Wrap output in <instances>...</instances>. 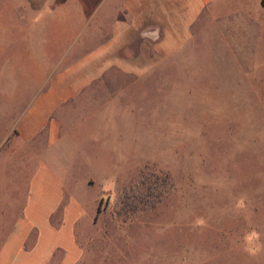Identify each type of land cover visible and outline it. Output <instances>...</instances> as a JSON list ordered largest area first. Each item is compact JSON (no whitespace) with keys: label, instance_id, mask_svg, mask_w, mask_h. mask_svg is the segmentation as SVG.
Segmentation results:
<instances>
[{"label":"rangeland","instance_id":"obj_1","mask_svg":"<svg viewBox=\"0 0 264 264\" xmlns=\"http://www.w3.org/2000/svg\"><path fill=\"white\" fill-rule=\"evenodd\" d=\"M78 1L0 0V236L46 165L85 206L75 264H264V0L215 3L145 76L92 79L57 106L48 160L44 139L6 134L38 89L34 60L47 73L102 38ZM45 8L30 40L14 27Z\"/></svg>","mask_w":264,"mask_h":264},{"label":"crops","instance_id":"obj_2","mask_svg":"<svg viewBox=\"0 0 264 264\" xmlns=\"http://www.w3.org/2000/svg\"><path fill=\"white\" fill-rule=\"evenodd\" d=\"M219 1L79 0L78 14L87 20L97 18L94 32L101 33L102 38L88 53L83 49L70 60L66 59L65 48L55 53L47 73L41 69L47 57L41 62L34 60L32 77L38 80V89L26 99L6 136L13 133L21 145L42 138L48 146L44 158L58 161L51 148L62 141L61 122L53 117L60 103L77 96L92 79L120 74L138 78L158 68L187 43L191 26L205 13L210 17L215 13L211 6ZM47 11L48 8L35 10V14L27 15L24 24L19 26L16 21L14 27L25 30L21 26H27L29 31L23 36L30 40ZM58 14L65 15L64 11ZM61 23V18L52 21L55 41ZM1 25L4 27V23ZM57 169L42 165L33 174L21 216L8 220L0 236V264L76 263L80 255L76 225L87 214L81 199L75 195L64 198L63 171ZM93 182L86 179L87 184Z\"/></svg>","mask_w":264,"mask_h":264},{"label":"trees","instance_id":"obj_3","mask_svg":"<svg viewBox=\"0 0 264 264\" xmlns=\"http://www.w3.org/2000/svg\"><path fill=\"white\" fill-rule=\"evenodd\" d=\"M100 203H101V200L99 201V203H98V205H97V208H96V213H98V212H99V210H100Z\"/></svg>","mask_w":264,"mask_h":264},{"label":"clouds","instance_id":"obj_4","mask_svg":"<svg viewBox=\"0 0 264 264\" xmlns=\"http://www.w3.org/2000/svg\"><path fill=\"white\" fill-rule=\"evenodd\" d=\"M143 35H144V34L142 33L141 36L143 37Z\"/></svg>","mask_w":264,"mask_h":264}]
</instances>
